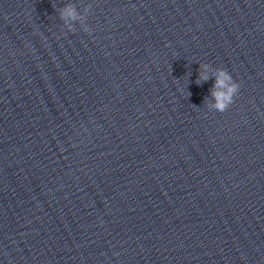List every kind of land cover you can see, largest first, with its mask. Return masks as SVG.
I'll return each instance as SVG.
<instances>
[{
	"label": "clouds",
	"instance_id": "1",
	"mask_svg": "<svg viewBox=\"0 0 264 264\" xmlns=\"http://www.w3.org/2000/svg\"><path fill=\"white\" fill-rule=\"evenodd\" d=\"M91 5L85 7V11L88 12L91 9ZM81 18L80 13L74 5L65 4L59 9V19L64 22V25L69 31H74V26L69 21H77ZM83 31L88 32L89 27L87 24L82 26ZM210 65L208 63H200L198 69V77L196 80L197 85L215 77L214 84L209 90L210 95L214 98V103L210 106L216 111L223 113L227 111L234 103V98L240 90V83L233 79L232 75L223 67L215 68L212 76L209 75ZM191 93H189V96ZM207 101V97H205Z\"/></svg>",
	"mask_w": 264,
	"mask_h": 264
}]
</instances>
